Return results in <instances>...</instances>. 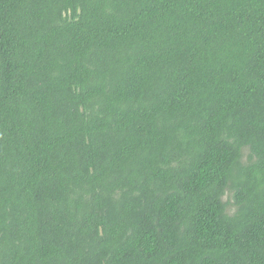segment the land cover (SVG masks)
<instances>
[{"label": "trees", "instance_id": "trees-1", "mask_svg": "<svg viewBox=\"0 0 264 264\" xmlns=\"http://www.w3.org/2000/svg\"><path fill=\"white\" fill-rule=\"evenodd\" d=\"M0 264H264V0H0Z\"/></svg>", "mask_w": 264, "mask_h": 264}]
</instances>
